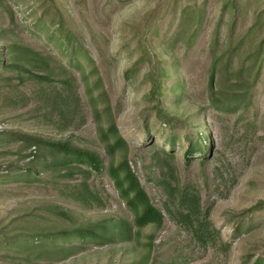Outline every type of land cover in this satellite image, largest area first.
<instances>
[{
  "label": "rangeland",
  "instance_id": "374dc122",
  "mask_svg": "<svg viewBox=\"0 0 264 264\" xmlns=\"http://www.w3.org/2000/svg\"><path fill=\"white\" fill-rule=\"evenodd\" d=\"M263 41L264 0H0V264L264 262ZM123 162L160 225L135 226Z\"/></svg>",
  "mask_w": 264,
  "mask_h": 264
},
{
  "label": "trees",
  "instance_id": "16d2710c",
  "mask_svg": "<svg viewBox=\"0 0 264 264\" xmlns=\"http://www.w3.org/2000/svg\"><path fill=\"white\" fill-rule=\"evenodd\" d=\"M263 43L264 41L262 42V44ZM8 55L11 59L12 66H14L13 64L18 63L16 62L17 58H14L15 56H19V57L23 56L24 58L33 61L42 60L41 57H39V55L33 53L31 50L25 48H17L15 46L9 47ZM18 66L23 67L24 71H28L26 65L20 64ZM212 67L213 68L211 71L210 81H209L210 85L212 84V79L214 78V74H215L214 69L216 68V63H213ZM24 68H26V70ZM20 70L22 71V69ZM18 73L19 75L21 74V72ZM34 77L39 82L44 84H50L52 82L50 76L46 74L34 75ZM62 85L67 86L68 82L64 81L62 82ZM210 91H212V87ZM69 98H71L69 97V94H67L66 97H63L65 101ZM228 100H224V101H228ZM109 132L115 133V129L113 126L110 127ZM23 140H25L24 137L21 138V141ZM38 142H40V144H43V142L38 141L37 139L35 140L34 137H31L28 145L35 147L37 146ZM122 143H123L122 140L118 138L116 139L113 146ZM54 147H56V149L59 150V152L64 153V160L62 163L63 167H68L72 163H78L80 165L88 166V168L95 171H98L100 168V162L97 159V157L93 154L86 153L77 149H72L67 144H57L54 145ZM190 152L191 151L188 150V153ZM109 175L113 179L115 188L118 191V194L121 197V199L124 200L126 205L135 212L134 223L136 227L142 228L150 224L160 225L162 223L161 212L150 203L147 194L144 192V190L140 186L139 181L137 180L135 175L131 172L130 168L127 166L125 162L121 163L118 167H110ZM181 204L182 205L188 204L187 207L188 211L185 212L186 213L185 215H183L182 212H178L181 218L190 217L191 213L196 210L195 207H192L194 203L191 199L184 198ZM125 226L127 228L126 230H125ZM111 229L113 231L118 229L119 231L117 232V234L122 236H126V234H128V232L131 230V228H129L128 225L122 221H113L111 223ZM86 234H90L92 237L99 238L98 235L95 236V233H93L92 231L90 232L89 230L86 231V233H79L74 238H76L77 240H85ZM62 236H64L65 239H69L72 238V236L74 235H72V233L65 232L64 234H62ZM254 264H264V262L262 260H258Z\"/></svg>",
  "mask_w": 264,
  "mask_h": 264
}]
</instances>
